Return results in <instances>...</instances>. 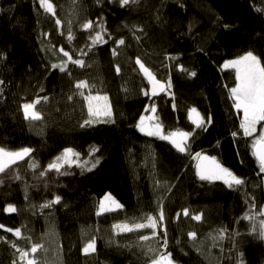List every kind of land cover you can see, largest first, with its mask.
<instances>
[{
    "label": "trees",
    "instance_id": "trees-1",
    "mask_svg": "<svg viewBox=\"0 0 264 264\" xmlns=\"http://www.w3.org/2000/svg\"><path fill=\"white\" fill-rule=\"evenodd\" d=\"M51 2L55 15L40 0H0V148L32 149L0 173V264H26L12 247L25 251L24 239L7 229L47 246L50 264H151L165 239L176 264H264V172L231 96L236 72L224 69L249 51L264 62V0H137L125 7L118 0ZM88 21L93 28L85 30ZM97 32L103 39L93 45ZM61 48L85 66L69 62ZM137 58L166 92L150 94ZM53 64H66L65 72ZM79 81L93 87L78 90ZM89 92L108 97L111 116L81 127L89 119ZM37 99L42 119L26 120L22 105ZM192 109L203 127L192 122ZM150 115L165 136L188 133L186 151L141 132V117ZM65 149L76 154L61 169L67 174L47 171ZM201 156L215 158L245 184L200 180ZM107 194L122 207L98 215ZM56 196L61 203L41 207ZM8 205L17 211L6 212ZM161 205L157 236L149 228L115 232V225L159 215ZM221 231L224 238L215 239ZM93 238L95 251L85 254Z\"/></svg>",
    "mask_w": 264,
    "mask_h": 264
},
{
    "label": "snow or ice",
    "instance_id": "snow-or-ice-1",
    "mask_svg": "<svg viewBox=\"0 0 264 264\" xmlns=\"http://www.w3.org/2000/svg\"><path fill=\"white\" fill-rule=\"evenodd\" d=\"M121 7H125L130 3H137V0H118ZM40 5L44 9L46 13H51L52 15L56 14L55 6L51 2V0H40ZM56 24H61L59 19L56 20ZM83 29H92L93 22L88 21L82 25ZM227 27V26H226ZM68 39L71 40L73 37L69 34ZM92 44L95 45L96 43L100 42L103 37L101 36L100 32H97L95 37H92ZM118 45H124L125 41L120 39L116 42ZM63 52V55L68 58V61L78 65L80 67L85 66V61L83 59H73L69 52L64 51L63 48L60 49ZM116 49H113V55H116ZM83 55H87V52H84ZM136 64L139 65L140 70L144 73V75L150 80L153 85L152 94L156 95L157 88L160 91L164 90V86L160 85L158 81L155 80V77L151 73V71L141 62L139 58L136 59ZM53 68L59 67L61 72H65L67 65L64 66L52 65ZM225 68H235L236 69V80L237 84L235 87L231 88V96L234 99V104L237 109H243L244 119L241 123V127L244 129L245 134L249 135L255 129V125L259 121H264V62H262L261 58L255 55L253 52L249 51L245 55L239 57L238 59L230 60L224 65ZM116 72H120L119 66H116ZM191 75H195V73H191ZM3 84V81H0V85ZM170 87V84L168 85ZM92 85H89L87 81H79L75 84L76 89H85L91 88ZM83 95V92L80 93ZM47 100V97L44 98ZM72 97H69L71 100ZM84 99L87 101V112L89 119L85 120L81 127L89 126L93 123L97 122V118L101 116H111V109L108 105V97L107 96H100V95H92L89 92V95L85 96ZM40 103V100L37 99L33 103H24L22 105L23 114L26 120L31 121H39L42 119L40 112L36 110V105ZM151 111L155 112V108L153 107ZM193 113H196L195 109H192ZM149 119H151L149 117ZM208 122H211V118H209ZM197 125V127L204 126V119L200 117L199 113H196V119L193 121ZM137 127L141 132H144L148 136H159L161 139L169 140L173 146L180 152L186 151V144L184 141L188 137V133H172L169 136H165L161 132L160 125L157 124L154 128H148L145 125L144 117H141L140 122L138 123ZM235 135V134H233ZM179 137V139H177ZM259 148L255 153L258 156L260 162V171L264 172V136H261L260 140L258 141ZM98 149H95L96 151ZM32 149L30 148H23L18 151H7L3 148H0V173H5L7 169L10 168L11 165L17 164V161H22L25 157H30ZM76 155L73 153L72 149H65L62 156L57 157L56 161L49 164L47 166V171L55 170L59 175H66V172H61V169L64 167V164L71 165L72 163V156ZM199 156V154H197ZM202 160L204 163H201L197 166L198 172L197 175L199 176L200 180H218L223 179L224 182L232 188L233 186H241L245 184V181L233 174L229 169L224 168L219 163L216 162L215 158H211L209 160L208 157H203ZM99 163V161H97ZM30 167L35 170L38 166L35 164L30 165ZM95 167V164L93 165ZM46 175V171H41L40 176L43 177ZM15 179H19V176L13 177ZM4 180L0 179V184H3ZM159 183V182H157ZM105 201L108 203L105 204ZM61 203V197L56 196L54 200L48 201L44 203L41 207L42 208H52L55 204ZM122 207L115 199H113L110 195H106L104 200L100 203V209L97 213L98 215L103 212H108L113 210V208H120ZM6 212L14 213L17 211L14 205H8L5 209ZM183 214L187 216L188 210L185 209ZM179 215V214H178ZM148 223H139L135 224L134 226H129V224H122V225H115V229L118 232L122 233H130L138 229L142 228H151L156 229L158 222L163 221L164 214H163V207L160 206V212L158 217L147 216L146 217ZM192 219L200 221L202 219L201 215H194ZM0 227H3L0 225ZM9 232H13V234L17 237H21V230L20 229H7ZM156 233L153 232V235ZM166 235V233H165ZM189 237L192 240L196 239V233L190 232L188 233ZM224 234L221 231V234L216 237L215 239H223ZM259 238L264 240V221L261 222V229L259 231ZM142 240H148V236H142ZM167 241L165 239V247ZM96 241L93 238L90 242H88L82 251L85 254H88L90 251H95ZM13 248H16V251L20 253V258L22 260L26 259V264H38L35 258H28L30 254H35L39 250L43 249V245L39 243H33L31 245L30 251H21L19 247L15 243L12 244ZM242 256V254H241ZM13 264H16L13 261ZM151 264H176V262L172 258V254L165 251L164 253L160 254L158 257L152 259ZM241 264L243 262L241 261Z\"/></svg>",
    "mask_w": 264,
    "mask_h": 264
},
{
    "label": "rangeland",
    "instance_id": "rangeland-1",
    "mask_svg": "<svg viewBox=\"0 0 264 264\" xmlns=\"http://www.w3.org/2000/svg\"><path fill=\"white\" fill-rule=\"evenodd\" d=\"M230 61V60H229ZM228 62V61H227ZM226 62V63H227ZM225 65V64H224ZM224 69H232V70H234L235 72H236V69L235 68H231V67H229V68H225L224 67ZM107 103H108V105L110 106V109H111V105H110V102H109V100L107 101ZM237 109V108H236ZM237 111H240V113H241V116H242V120L244 119V113H243V109H237ZM102 117V116H101ZM149 117L151 118V119H149ZM196 119V114H193L192 116H191V120H192V122L194 121ZM144 120H145V125H146V127H148V128H154L158 123H157V121L154 119V117H153V115H150V116H148V117H145L144 118ZM195 124V123H194ZM196 125V124H195ZM197 126V125H196ZM161 128V127H160ZM161 132H162V134L164 135V133H163V131H162V128H161ZM144 133V132H143ZM145 134V133H144ZM250 136H252V138H253V142H254V144L255 143H257L259 140H260V138H261V136H264V121H259L256 125H255V129L251 132V134H249ZM156 137H159V136H156ZM177 139H179V137H177ZM187 140H188V137H187V139L184 141V143L185 142H187ZM73 157H74V155L72 156V163H73ZM203 157H206V156H201L200 158H198V160H197V166L199 165V164H201V163H204V161L202 160V158ZM26 158V157H25ZM209 160H211V158H209ZM218 180H223V179H218ZM107 195H110L113 199H115L111 194H107ZM106 196V195H105ZM104 196V197H105ZM104 197L102 198V200L101 201H103L104 200ZM116 200V199H115ZM117 201V200H116ZM118 202V201H117ZM108 202L107 201H105V204H107ZM119 203V202H118ZM120 204V203H119ZM121 205V204H120ZM121 208V207H120ZM120 208H113V210H111V211H108V212H103V213H101V214H106V213H110V212H114V211H117V210H119ZM100 209V208H99ZM264 214V213H263ZM262 221H264V220H262ZM262 221H260V228H261V222ZM148 223V222H147ZM146 223V224H147ZM254 223H256V224H259V219H257L256 221H254ZM143 229V228H142ZM149 229H151V228H149ZM153 232H155L156 234L154 235V236H157V234H158V232L159 231H161L162 230V221H160V222H158V225H157V228L156 229H151ZM115 231L117 232V233H122V232H118V230H116L115 229ZM21 239H24V242H25V244H24V247H23V250H25V251H30V248H31V245L34 243V239L32 238V237H29V238H26V237H24L22 234H21V237H20ZM162 252L164 253L165 252V250H164V248H163V250H162ZM47 246H43V249L42 250H39L37 253H35V254H30V256L28 257V258H35L36 260H37V262H38V264H50V262H49V260H48V258H47Z\"/></svg>",
    "mask_w": 264,
    "mask_h": 264
},
{
    "label": "water",
    "instance_id": "water-1",
    "mask_svg": "<svg viewBox=\"0 0 264 264\" xmlns=\"http://www.w3.org/2000/svg\"><path fill=\"white\" fill-rule=\"evenodd\" d=\"M138 68H139V65H138ZM139 70H140V68H139ZM140 72L142 73V75L144 76V78L147 80V82L149 83V86H150V94L152 95V96H160V95H162L165 91H166V85L165 84H163L162 82H159L158 80H156V81H158L159 83H160V85H163L164 86V90L163 91H160L159 90V88H157V93H156V95H153L152 94V88H153V85H152V83L150 82V80L144 75V73L140 70ZM259 148V144H257V146L254 148V155H255V158L257 159V161L259 162V159H258V156L255 154L256 152H257V149ZM260 163V162H259Z\"/></svg>",
    "mask_w": 264,
    "mask_h": 264
},
{
    "label": "bare ground",
    "instance_id": "bare-ground-1",
    "mask_svg": "<svg viewBox=\"0 0 264 264\" xmlns=\"http://www.w3.org/2000/svg\"><path fill=\"white\" fill-rule=\"evenodd\" d=\"M137 67H138V65H137ZM139 69V68H138ZM140 71V70H139ZM142 74V73H141ZM163 84H165V83H163ZM166 85V84H165ZM166 90H167V85H166ZM166 92V91H165ZM257 144H258V142L257 143H255L254 144V148L257 146ZM260 164V163H259ZM100 215H102V214H100ZM159 215H154L153 217H158ZM148 221H146L144 224H146ZM119 225H122V224H119ZM129 226H132V225H129ZM143 229H146V228H143ZM114 230H115V228H114ZM139 230H142V229H138V230H135V231H139ZM116 232V231H115ZM117 233V232H116ZM121 234V233H120ZM60 248H62V245L60 246ZM164 250L166 251V248H167V244H166V247H165V243H164ZM58 251V250H57ZM90 252H93V251H90Z\"/></svg>",
    "mask_w": 264,
    "mask_h": 264
}]
</instances>
